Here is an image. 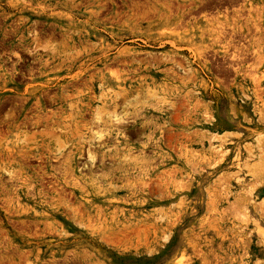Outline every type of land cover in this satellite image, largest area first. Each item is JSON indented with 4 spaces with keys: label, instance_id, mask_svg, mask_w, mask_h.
<instances>
[{
    "label": "rangeland",
    "instance_id": "obj_1",
    "mask_svg": "<svg viewBox=\"0 0 264 264\" xmlns=\"http://www.w3.org/2000/svg\"><path fill=\"white\" fill-rule=\"evenodd\" d=\"M0 264H264V0H0Z\"/></svg>",
    "mask_w": 264,
    "mask_h": 264
},
{
    "label": "bare ground",
    "instance_id": "obj_2",
    "mask_svg": "<svg viewBox=\"0 0 264 264\" xmlns=\"http://www.w3.org/2000/svg\"><path fill=\"white\" fill-rule=\"evenodd\" d=\"M119 121V120H118ZM122 121V120H121ZM122 123V122H121ZM120 155V154H119ZM177 171V170H176ZM151 190V189H150Z\"/></svg>",
    "mask_w": 264,
    "mask_h": 264
}]
</instances>
